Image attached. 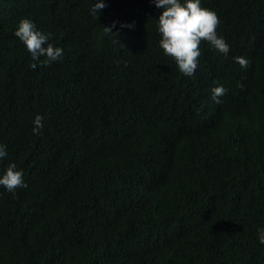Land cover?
Listing matches in <instances>:
<instances>
[{
    "label": "trees",
    "instance_id": "obj_1",
    "mask_svg": "<svg viewBox=\"0 0 264 264\" xmlns=\"http://www.w3.org/2000/svg\"><path fill=\"white\" fill-rule=\"evenodd\" d=\"M201 6L229 52L185 76L154 0H0V176L27 185L0 186V264H264V0ZM21 18L62 57L33 60Z\"/></svg>",
    "mask_w": 264,
    "mask_h": 264
},
{
    "label": "clouds",
    "instance_id": "obj_2",
    "mask_svg": "<svg viewBox=\"0 0 264 264\" xmlns=\"http://www.w3.org/2000/svg\"><path fill=\"white\" fill-rule=\"evenodd\" d=\"M154 3L156 7L163 9L157 19L158 33L161 37L159 46L164 50L165 55L175 60L179 71L185 76L193 75L197 69L202 42H207L224 55L228 54L229 45L217 34L219 18L212 10L202 7L201 0H186L184 3H181V0H154ZM103 7H105L103 2H96L92 8L93 15ZM104 31L112 33L109 27H104ZM14 35L24 43L33 60L45 57L43 61H40L41 67L58 60L63 55V50L48 43V36L38 30L34 22L28 18L19 20ZM234 60L242 68H247L250 63L243 56H236ZM31 67L35 69L37 64L33 63ZM238 86L242 87V85ZM226 91L222 85L213 87L212 99L219 104L221 102L219 97ZM42 120L43 117L39 115L35 118L33 133L36 135H40L43 129ZM6 155V146L0 145V159ZM0 186L8 191H14L27 185L24 183L23 173L16 170V165L11 163L0 176ZM259 239L261 243H264V229L260 230Z\"/></svg>",
    "mask_w": 264,
    "mask_h": 264
}]
</instances>
